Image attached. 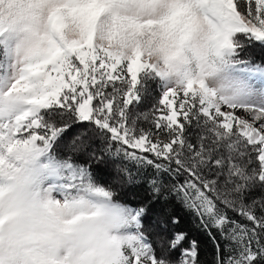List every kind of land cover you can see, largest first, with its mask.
Instances as JSON below:
<instances>
[{
  "label": "snow or ice",
  "instance_id": "snow-or-ice-1",
  "mask_svg": "<svg viewBox=\"0 0 264 264\" xmlns=\"http://www.w3.org/2000/svg\"><path fill=\"white\" fill-rule=\"evenodd\" d=\"M253 42L264 0H0V264H200L197 240L167 230L177 216L157 251L145 206H113L102 236L55 211L78 185L112 198L89 170L105 157L129 181L124 162L152 169V198L176 197L214 264H264V197L246 202L264 189V65L241 58ZM152 80L159 98L130 117ZM74 127L67 150L89 166L54 154Z\"/></svg>",
  "mask_w": 264,
  "mask_h": 264
},
{
  "label": "trees",
  "instance_id": "trees-1",
  "mask_svg": "<svg viewBox=\"0 0 264 264\" xmlns=\"http://www.w3.org/2000/svg\"><path fill=\"white\" fill-rule=\"evenodd\" d=\"M155 81L154 88L151 93L147 91L142 95L141 100L138 103H133L129 107L130 117H136L142 113L148 112L152 108L154 100L157 99V96L160 93L159 81ZM151 81H148L147 86H149ZM137 126L142 128H147L149 123L140 119L137 121ZM76 131L74 127L73 130L63 137L59 144L65 145L63 149L54 145V151L61 158H67L71 156L72 162L77 164H86V158L79 153H71L67 150L66 144L70 140L72 134ZM187 135L189 140L196 144L197 142V130H194L192 127H189L187 130ZM98 144L99 141H96ZM106 163L101 165H90L89 170L93 173L94 178L98 181L99 184L105 187L111 188L116 193L115 199L122 202L124 205L130 207H140L145 206L147 211L142 218L143 229L145 230L146 236H148L149 242L153 244L154 248L158 251L159 245L157 243L158 234H165L164 222L168 221L171 216H177L180 219L178 225L167 224V230L176 228L178 230L184 231L188 234L189 239H196L199 246V259L200 264H214V258L216 254V249L213 246L208 235L197 227V223L193 221V217L186 209L183 208L182 204L176 199L174 195H170L167 200L162 198L153 199L150 194V188L147 183L142 179V177L152 178L155 175L152 172V169H148L151 173L148 174L145 170L140 169L139 171L136 168H129L133 174V180L129 181L126 176H123L122 173L117 171V165L121 162L118 158L105 157ZM126 164V162H124ZM127 165V164H126ZM160 179L165 183L173 182L172 178L166 173L160 174ZM139 180L140 182H137ZM182 180V178H181ZM264 197V189L257 187L255 192L248 194L246 202L251 199ZM257 214L259 215V209H257ZM233 219L238 220L240 223L244 224L247 221L243 220L242 217H239L235 213H230ZM217 235V240L223 248L224 242L220 240L219 234L216 233V230H213ZM172 258H177L179 256V250L170 252Z\"/></svg>",
  "mask_w": 264,
  "mask_h": 264
},
{
  "label": "clouds",
  "instance_id": "clouds-1",
  "mask_svg": "<svg viewBox=\"0 0 264 264\" xmlns=\"http://www.w3.org/2000/svg\"><path fill=\"white\" fill-rule=\"evenodd\" d=\"M209 87H216V82L209 80ZM58 159H60L58 157ZM51 181H45L44 187H47ZM113 192L112 198L109 200L95 191H86L82 186H76L72 189L68 202H65L63 196L57 195L60 200V207L55 209L57 213L64 219L80 218L84 221L82 230L90 234L103 235L107 225L109 214L113 211V206H125L122 202L115 199L116 193ZM42 212L48 211L41 209Z\"/></svg>",
  "mask_w": 264,
  "mask_h": 264
},
{
  "label": "rangeland",
  "instance_id": "rangeland-1",
  "mask_svg": "<svg viewBox=\"0 0 264 264\" xmlns=\"http://www.w3.org/2000/svg\"><path fill=\"white\" fill-rule=\"evenodd\" d=\"M248 49H249L250 51L242 52V53H241V58H242V59H250L253 63H261L262 65H264V45H260L259 42H253L252 45H248ZM153 84H155V81H151L150 85L147 86V93H148V92H149V93L152 92V90H153V88H154V85H153ZM159 96H160V93H159V95L157 96V99L159 98ZM157 99L154 100V103H156ZM154 103H153V104H154ZM153 104H152V107H153ZM239 111H240V110H238V113H239ZM144 122H146V121H144ZM148 127H149V126H147V128H148ZM192 128H193L194 130H197V132L199 133V129H197V128L195 127V122H194ZM54 154H56V155L58 156V154L56 153V151H54ZM58 157H60V156H58ZM60 158H61V157H60ZM126 164H127V166H129L130 168H133V167H134V168L137 169V167H136L134 164H131L130 162H126ZM143 170H145L148 174L151 175V173L149 172L148 169H143ZM205 171H207V169H206ZM152 172H153V170H152ZM94 179H95V178H94ZM220 179L223 180L224 177L221 176ZM95 180H96V179H95ZM96 181H97V180H96ZM97 182H98V181H97ZM256 190H257V188H254L251 192H255ZM251 192H250V193H251ZM127 206H128V205H127ZM142 218H143V217H142ZM223 242L225 243V241H223Z\"/></svg>",
  "mask_w": 264,
  "mask_h": 264
}]
</instances>
